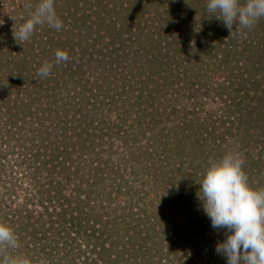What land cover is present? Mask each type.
Listing matches in <instances>:
<instances>
[{
  "label": "trees",
  "instance_id": "trees-1",
  "mask_svg": "<svg viewBox=\"0 0 264 264\" xmlns=\"http://www.w3.org/2000/svg\"><path fill=\"white\" fill-rule=\"evenodd\" d=\"M37 3L22 8L31 14ZM54 7L63 27L38 25L27 41L0 20V125L15 127L0 131V167L11 161V173L33 183L21 190L23 201L17 182L0 196V222L17 239L15 247L0 244V264H226L215 252L224 230L206 233L197 175L230 148L242 156L248 183L264 189V17L230 33L208 16L207 0H54ZM57 49L67 61L55 62ZM46 62L53 67L42 77ZM194 99L218 106L200 120ZM121 151L132 175L146 172L149 190L167 194L168 213L155 218L171 215L163 235L183 241L164 245L157 225L146 226L143 198L116 202L133 194L109 160ZM109 163L113 180L104 174Z\"/></svg>",
  "mask_w": 264,
  "mask_h": 264
},
{
  "label": "clouds",
  "instance_id": "clouds-1",
  "mask_svg": "<svg viewBox=\"0 0 264 264\" xmlns=\"http://www.w3.org/2000/svg\"><path fill=\"white\" fill-rule=\"evenodd\" d=\"M208 16L221 20L232 32L235 24L251 27L264 17V0H207ZM48 25L57 30L63 22L57 15L54 0H38L29 18L13 32L16 41H27L36 26ZM55 62L68 60L66 50L55 51ZM51 63H44L37 74L47 77ZM243 160L225 154L205 170L198 182L202 207L213 229H223V240L217 241L215 252L226 258V264H264V189L253 188L243 170ZM0 244L15 247L17 239L12 228L0 222ZM15 264V262H14ZM19 264H28L21 261Z\"/></svg>",
  "mask_w": 264,
  "mask_h": 264
},
{
  "label": "rangeland",
  "instance_id": "rangeland-1",
  "mask_svg": "<svg viewBox=\"0 0 264 264\" xmlns=\"http://www.w3.org/2000/svg\"><path fill=\"white\" fill-rule=\"evenodd\" d=\"M25 1L26 0H0V20L2 22V25H4V24L6 25L8 22H10L12 24V26L14 25L16 28L18 26V28H19V26L24 22V20L29 18L30 12H28L27 9H25L26 10L25 11L22 8L23 6H24V8H26ZM28 1H30V0H28ZM215 78H216L215 81H217V80L223 81V79L225 77H224V75L222 77V74H217V76ZM202 100L199 99V101L204 103V101H202ZM206 101H207V99H205L204 105H202L201 103H198L195 99L191 101V104H192V106L190 107L191 110H193V108L196 107L193 111L194 113H196V111L200 112V110H202L201 113H199V115L201 117L200 120L205 119V117L207 116L206 113L208 111H210L211 109H213L211 107H213V106L216 107V105H217V104H210L209 102L206 103ZM0 117H1V114H0ZM9 118L10 117L7 116L6 120L9 121ZM0 121H3V120L0 119ZM9 127L12 128V130L15 128L14 125H12V124H8L6 127H4L3 125H0V131L5 130V129H10ZM28 127H29V123H28ZM169 131H170V129H169ZM171 145H173V144L171 143ZM16 147H18L16 140L13 139L12 143H11V150H13L15 152V154L17 155L18 149ZM170 147H172V146H170ZM0 148H3V147H0ZM166 149H167V152L169 154L172 153L169 151L170 150L169 147H166ZM231 152H232V150L230 148H228V153H231ZM125 154H128V153L126 151H121L116 155H112V157L109 160H110V163L112 162V164L117 165L116 168L117 167L121 168V171L119 172V175L117 177L124 178L123 181L128 186L129 185L132 186V188H130V191L134 195L133 194H131V195L128 194L126 196L121 195L120 197H118L116 202L120 203L121 206H123L126 204L127 200H129V199H133L132 202L134 203L139 198H143L140 201V206H142V204H143L144 207L148 211V216L151 217L150 222L148 224H146V226L149 227V224H152V226H154L153 224H156L157 225V227L155 229L156 232H159L160 234L163 235L164 233H166L165 232L166 227H170V224L167 221L171 222L173 217L171 215H170L171 216L170 217L169 215L164 216V215L160 214L161 215L160 219H157V218H155V215H157L156 212H161L163 210H165L166 213H168L167 209H165V206H164V203H166L164 201L167 200V194L162 196L161 195L162 193H159L160 191H158V190L154 194H153L152 190H149V187L151 186L152 181L150 179L151 176L146 174V172L142 173V170L137 169L138 170L137 175H136V173L134 175H132V172L135 169H133L134 166L131 164L130 161H128L125 158L123 159V155H125ZM235 155H237L239 158L242 157L239 154H235ZM165 157H166V155H165ZM122 159H123V161H122ZM9 160H10V158H9ZM17 160L19 162H22V160H20V159H17ZM120 160L122 162H120ZM176 160L178 162L184 161L183 166H181L180 168H185V167L188 168L190 166L189 172L193 171V168H191V163L186 158H183V159L178 158ZM9 162L6 160L5 164H4L5 166L7 165L6 166L7 169L0 167V176H1V178H0V180H1L0 181V196L8 193V190H9V187L11 186V184L17 182V185L21 184V186H22V187L20 186L21 188L18 189V191H19V195L21 196L20 199L23 201L22 196L24 195L23 193L25 192V190L23 191V193L21 190H23L24 188L26 189L28 187H30L32 189L33 183H30V181L27 179H23V177H21L20 174H16V176H14L15 174L11 173V169H9V166H8V163L11 165L12 162L11 161H9ZM159 162H160V158H158V157L150 160V169H151L150 171H154V167L158 166L160 164ZM1 163L3 164L4 161L3 162L1 161ZM110 163L107 166L105 165L104 174H105V176H109L108 178H111L113 180V178L116 176V174H114L112 172V164H110ZM143 163H145V161ZM143 163L140 165L144 169ZM93 165H96V163ZM173 167H175V165H174V162L172 161V163L165 166L164 171L166 172L167 170L172 169ZM110 172H112L113 175H108V173H110ZM123 172L128 173V174H124ZM179 172H181V171H179ZM200 175H201V172L197 176L200 178V177H202V175L201 176ZM117 180H118V178H117ZM165 180H167V179H165ZM41 183H43V182H40V184ZM68 186L69 185H67L66 189H65L67 194L71 193V188H72V186H70L69 188H68ZM73 187H74V184H73ZM135 193H137V195H135ZM168 194H169V191H168ZM159 199L161 202L158 201ZM160 203H162V204H160ZM106 204L107 203H105V205ZM203 219H204V223L211 224L210 219L206 214H204ZM175 220H177L179 222V225L181 228V225L185 223L186 218H183V214H180L178 212L177 216L175 217ZM193 221H195V220H193ZM196 225L198 226V224H196ZM97 227H101V224H99V225L97 224L95 226V229ZM220 230L221 229H213V228L211 229L210 228L208 231V229H206V233H208V239H212L214 234H219ZM223 233H224V231H223ZM163 237H164V245H165V243L171 242V240H173V241L178 240L179 242L183 241V239H178V238L170 239L166 235H163ZM79 239H80L79 243H81L83 246L86 245L85 243H83L84 241L81 238H79ZM59 256H62V255H59ZM224 259L226 260L225 257H222V259H219V261H217V262L221 263Z\"/></svg>",
  "mask_w": 264,
  "mask_h": 264
}]
</instances>
